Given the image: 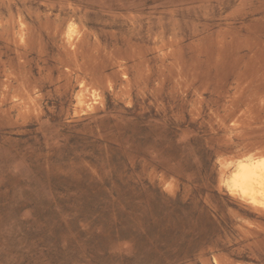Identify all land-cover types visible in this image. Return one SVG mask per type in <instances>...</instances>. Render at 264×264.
<instances>
[{"label": "rangeland", "instance_id": "rangeland-1", "mask_svg": "<svg viewBox=\"0 0 264 264\" xmlns=\"http://www.w3.org/2000/svg\"><path fill=\"white\" fill-rule=\"evenodd\" d=\"M263 150L264 0H0V264H264Z\"/></svg>", "mask_w": 264, "mask_h": 264}, {"label": "bare ground", "instance_id": "bare-ground-1", "mask_svg": "<svg viewBox=\"0 0 264 264\" xmlns=\"http://www.w3.org/2000/svg\"><path fill=\"white\" fill-rule=\"evenodd\" d=\"M241 165L232 180V190L246 201L251 202L252 205H264V155L251 159L246 163L242 162Z\"/></svg>", "mask_w": 264, "mask_h": 264}]
</instances>
